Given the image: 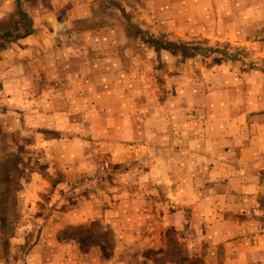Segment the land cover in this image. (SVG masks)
Returning a JSON list of instances; mask_svg holds the SVG:
<instances>
[{
	"label": "rangeland",
	"instance_id": "1",
	"mask_svg": "<svg viewBox=\"0 0 264 264\" xmlns=\"http://www.w3.org/2000/svg\"><path fill=\"white\" fill-rule=\"evenodd\" d=\"M42 1L54 47L44 69L23 60L31 97L0 101V264L38 241L59 264H224L242 244L211 227L264 231V194L229 168L264 153V0H95L76 21ZM23 8L0 19V56L33 30Z\"/></svg>",
	"mask_w": 264,
	"mask_h": 264
},
{
	"label": "crops",
	"instance_id": "2",
	"mask_svg": "<svg viewBox=\"0 0 264 264\" xmlns=\"http://www.w3.org/2000/svg\"><path fill=\"white\" fill-rule=\"evenodd\" d=\"M94 1L95 0H48L52 8L51 10L48 8H46V10L43 9L45 10L43 14L46 16L48 13L49 15L52 13L53 17H57L59 16V12L62 11L61 9H67L68 19L73 21L80 19L87 20L91 17V8ZM21 3L25 7L21 11H24L27 15L34 17L35 25L32 26L33 30L24 35V37H21L17 41L10 42L9 45L3 47L4 50L9 49V51L4 52L3 56H0V83H2L0 85V101L3 104L6 100H8V98H10L9 101L13 100L18 103L15 98H20L21 101L23 100L22 97H31V86L27 88L26 84H21V82H26L25 79L28 76L24 61H26V58L29 56H35L37 58L34 59L36 65L39 64L44 69V61L42 59L46 58L43 50L47 49L46 46L49 44L53 45L54 47L53 40H45L43 38L44 36L42 37L43 39H39V5L41 8L44 6L42 0H0V19L16 15L17 7L20 6ZM46 6L47 5H45V7ZM53 27L54 29L61 28V26L58 28V25H54ZM75 32L76 34H79V38H86L87 40L91 36L92 29H83L82 31L76 30ZM81 46L84 47L85 43L82 42ZM39 50H42L40 54L41 59H39ZM33 52H35V55H33ZM68 60L69 59H66L65 61ZM82 72L84 73L83 69ZM30 80L31 78L28 79L27 77V81ZM19 106L20 105H17V108H19ZM37 113H39V111H37ZM3 129L10 131L11 124L4 125ZM257 146L258 145H247L243 147L236 156L237 158L235 163H237V166L229 167L234 171L237 169L238 172L243 173V176H239L240 182H242L240 185V190L238 189L239 194H264V153L260 154L259 150L256 148ZM27 189L28 188H25L24 192H27ZM20 192H22V190ZM38 192L39 188L35 186L33 193L37 195ZM243 196L244 197L240 196V207H243L249 200L247 195ZM249 224L250 223H248V225ZM210 229L212 230L211 233L213 232V235L216 234V244H220L221 241H227L229 243L227 245H231L234 241L242 244L237 246L233 245V252L232 250H229L230 258H236L238 255L239 259L232 261V259L227 257V261H225L224 264H264V231H262L261 226H259V232H246L240 236H238L236 233H233V235L229 234L228 231L224 232L222 229H220L219 232L214 233L215 228L211 227ZM2 237L3 236L0 232V239ZM13 240L15 239L12 237L7 238V243L11 247H13L12 245L15 244L12 243ZM15 241L19 246H22L25 243L23 241H26V239L20 238L19 236V239ZM229 241H231V243ZM40 244L41 243L39 241L35 244L34 250L32 251L34 255L32 259L29 260L28 264H59V259L56 257H54L55 259L52 258L50 261H44V259H42L44 253L40 250ZM104 264H125V262L123 263V261L113 259L111 262Z\"/></svg>",
	"mask_w": 264,
	"mask_h": 264
},
{
	"label": "trees",
	"instance_id": "3",
	"mask_svg": "<svg viewBox=\"0 0 264 264\" xmlns=\"http://www.w3.org/2000/svg\"><path fill=\"white\" fill-rule=\"evenodd\" d=\"M159 43V48H156V44ZM151 46L155 47L157 50L160 49H165V50H170V49H174V47L176 48V45L174 44H170V43H164V42H154V44L151 43Z\"/></svg>",
	"mask_w": 264,
	"mask_h": 264
}]
</instances>
